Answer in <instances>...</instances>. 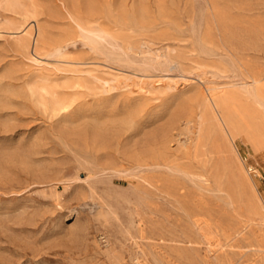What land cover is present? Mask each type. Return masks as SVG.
Returning <instances> with one entry per match:
<instances>
[{"label":"rangeland","instance_id":"obj_1","mask_svg":"<svg viewBox=\"0 0 264 264\" xmlns=\"http://www.w3.org/2000/svg\"><path fill=\"white\" fill-rule=\"evenodd\" d=\"M0 264H264V0H0Z\"/></svg>","mask_w":264,"mask_h":264},{"label":"bare ground","instance_id":"obj_2","mask_svg":"<svg viewBox=\"0 0 264 264\" xmlns=\"http://www.w3.org/2000/svg\"><path fill=\"white\" fill-rule=\"evenodd\" d=\"M97 130H98V127H97ZM109 139V138H108ZM107 141V140H106ZM98 142V141H97ZM137 142H139V141H137ZM137 146V145H136Z\"/></svg>","mask_w":264,"mask_h":264}]
</instances>
